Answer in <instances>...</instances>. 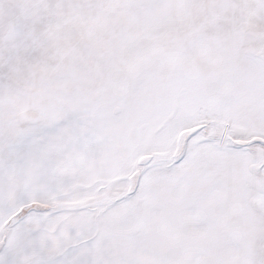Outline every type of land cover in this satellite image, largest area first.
I'll return each mask as SVG.
<instances>
[{"label": "snow or ice", "instance_id": "snow-or-ice-1", "mask_svg": "<svg viewBox=\"0 0 264 264\" xmlns=\"http://www.w3.org/2000/svg\"><path fill=\"white\" fill-rule=\"evenodd\" d=\"M0 264H264V0H0Z\"/></svg>", "mask_w": 264, "mask_h": 264}]
</instances>
